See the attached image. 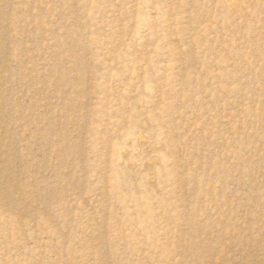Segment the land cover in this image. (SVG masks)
Returning <instances> with one entry per match:
<instances>
[{
	"label": "rangeland",
	"instance_id": "374dc122",
	"mask_svg": "<svg viewBox=\"0 0 264 264\" xmlns=\"http://www.w3.org/2000/svg\"><path fill=\"white\" fill-rule=\"evenodd\" d=\"M0 264H264V0H0Z\"/></svg>",
	"mask_w": 264,
	"mask_h": 264
}]
</instances>
